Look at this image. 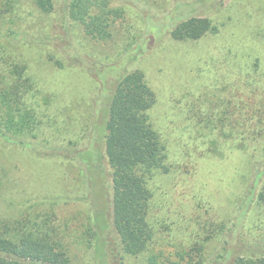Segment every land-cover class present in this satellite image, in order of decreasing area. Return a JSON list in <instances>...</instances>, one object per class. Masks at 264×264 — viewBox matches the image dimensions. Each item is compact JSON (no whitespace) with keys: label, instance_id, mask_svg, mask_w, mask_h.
Segmentation results:
<instances>
[{"label":"rangeland","instance_id":"rangeland-1","mask_svg":"<svg viewBox=\"0 0 264 264\" xmlns=\"http://www.w3.org/2000/svg\"><path fill=\"white\" fill-rule=\"evenodd\" d=\"M52 2V10L44 11L36 0H0V43L27 64L28 73L38 82L41 104L40 135L30 145L0 139V215L18 219L26 214L56 213L70 264H111V251L116 252V264H148L143 255L121 256L119 236L108 223L113 194L111 168L104 161L103 173H94L81 153L104 146L105 107L111 88L117 78L137 68L156 94L150 111L152 123L171 141L172 162L190 157L197 146L185 152L183 143L191 135L192 140L200 135L183 123L182 109L196 99L195 93L199 97L221 81L215 80L221 71L217 70V56L229 58L232 43L244 48L242 54H257V49L264 52V1L110 0L123 14L111 22L106 38L88 34L70 16L71 0ZM191 16L209 17L219 31L196 40L174 39L171 31L178 21ZM10 30L19 34L16 43L7 37ZM220 39L221 52L217 51ZM195 71L201 73L197 79ZM195 164L200 172L193 175ZM188 169L158 172L150 182L153 199L159 204H155L154 212H161L156 220L168 219L172 224L169 231L161 233L169 240L158 245L171 253L166 264L178 259L179 243L195 227L192 220L170 217L169 206L173 211L185 205L187 215L205 213L218 220L220 213L233 208L242 187L238 170L215 168L198 154ZM199 194L212 202L209 212L207 206L194 201ZM247 229L238 228V235L246 237L245 243L264 234V230ZM263 238L257 239L263 249L243 246L242 253L264 251ZM208 247L207 264L215 263V259L211 261L213 239Z\"/></svg>","mask_w":264,"mask_h":264},{"label":"trees","instance_id":"trees-1","mask_svg":"<svg viewBox=\"0 0 264 264\" xmlns=\"http://www.w3.org/2000/svg\"><path fill=\"white\" fill-rule=\"evenodd\" d=\"M36 2L44 11L53 8L52 0ZM69 13L88 34L106 38L110 36L111 22L121 17L123 10L112 6L110 0H71ZM218 31V25L209 17L191 16L179 20L171 35L176 40H196ZM7 37L16 43L19 34L10 30ZM237 44L228 47L229 58L217 56H220L217 70L221 71L215 80L221 81L199 97L195 93L196 99L182 109L183 123L192 132L197 129L200 137L192 140L191 135L183 143V149L187 147L185 152L190 147L197 149L181 162L176 157L172 162L171 141L152 123L150 111L156 94L144 72L137 68L130 70L117 78L111 88L105 107L104 146L84 151L81 158L94 173H103L104 161L111 168L113 194L108 223L119 236L121 256L143 255L148 264L169 262L171 253L158 245L167 241L168 237L161 233L169 231L172 224L168 219L156 220L161 212H154L156 202L150 182L158 172L168 174L172 168L189 170L198 154L215 168L238 170L242 187L233 208L220 213L218 220L205 213L187 215L185 205L173 211L169 206L170 217L192 220L195 225L193 233L179 243L178 259L170 261L171 264H207L211 239L215 245L211 247L215 249L211 261L215 259V263L210 264H264V251L257 240L264 234L253 236L248 243L244 234L238 235L240 226L248 228L246 231L264 230V52L257 49V54H242L244 48H238ZM222 46L223 41L217 51L221 52ZM28 72L27 64L13 57L0 43V139L21 146L30 145L40 135L39 87ZM200 75L195 71L193 76L197 79ZM199 168L194 165L193 175L200 172ZM194 201L207 206L208 212L213 206L204 194ZM225 214L229 216L224 217ZM17 218L0 215V264H70L56 213ZM251 245L262 248L261 253H242L243 246ZM109 258L111 264H116L115 251L109 252Z\"/></svg>","mask_w":264,"mask_h":264}]
</instances>
